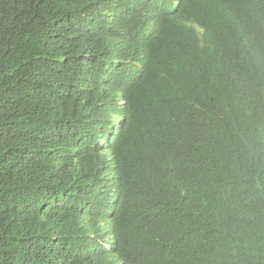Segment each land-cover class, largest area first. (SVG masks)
Returning <instances> with one entry per match:
<instances>
[{
    "label": "trees",
    "instance_id": "16d2710c",
    "mask_svg": "<svg viewBox=\"0 0 264 264\" xmlns=\"http://www.w3.org/2000/svg\"><path fill=\"white\" fill-rule=\"evenodd\" d=\"M0 264H264V0H0Z\"/></svg>",
    "mask_w": 264,
    "mask_h": 264
},
{
    "label": "clouds",
    "instance_id": "9594fccd",
    "mask_svg": "<svg viewBox=\"0 0 264 264\" xmlns=\"http://www.w3.org/2000/svg\"><path fill=\"white\" fill-rule=\"evenodd\" d=\"M143 66L141 63H138V64H135L133 66H131L127 73H128V78L129 80L134 83V82H137L139 81L140 77H139V72L142 70Z\"/></svg>",
    "mask_w": 264,
    "mask_h": 264
}]
</instances>
